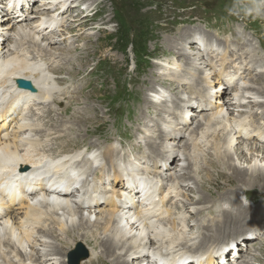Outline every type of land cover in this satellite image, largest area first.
I'll return each instance as SVG.
<instances>
[{
    "label": "bare ground",
    "instance_id": "1",
    "mask_svg": "<svg viewBox=\"0 0 264 264\" xmlns=\"http://www.w3.org/2000/svg\"><path fill=\"white\" fill-rule=\"evenodd\" d=\"M82 1L23 0L20 2L19 10L15 8L14 11V8L9 6L7 0H0V101L6 99L4 108L0 112V264H53L51 262L52 258H49L50 255H53L51 251L55 255L63 254L64 252L53 246V241H51L53 244H49L50 240L47 241L48 236H54L53 238L55 239L60 237L61 244H65L66 240L72 238L70 245H73L75 240L79 242L84 240L83 243L85 242L89 247H91L90 245L98 246L99 252L97 251V254H94L87 247L89 258L82 261L81 264H97L99 263V256L112 257L113 261L107 259V264H156L155 258L158 255L166 256L169 264H222L221 259L218 257V251L215 249L219 245H213L214 243H211V241H218L219 244L225 243V241L221 240L236 234H238L237 237L235 236L233 239L239 243V246L237 243L235 247L238 252L232 254L229 247V252H227L225 257L226 264H239L241 261L244 264H252L250 259L244 262L246 258L243 260L242 255L244 252L249 251L251 244L253 245L254 242L250 240L249 244H244L245 247L247 246L244 249L240 247L238 236L242 235L241 231L248 228L245 233L255 234V240H259V237L262 238L264 236L262 232L264 228H260V225L264 218L260 215V210L262 209L259 210L256 207L251 211L248 206H243L241 200H237V192L239 191L236 188L231 192H226V198L229 201L228 206L226 204H213L214 209H211L212 206L207 208L212 211L215 217L210 219L212 221L209 220L207 224L197 223L198 228L202 229V234L199 238L200 242H196L193 232L186 231L192 221V217L188 219V215H185L188 213V209L184 212L181 211L180 215H176L171 210L172 205L177 206L180 210H186L182 201H179V203L175 202L180 197L186 199L187 196L184 194H186L188 189L190 190V188L187 189L188 182H186V179L189 178L187 176L190 173L188 169L192 162L187 152L184 154L180 152L181 149L187 151L191 145L189 141L193 142L197 139V137L193 138L194 136L191 135L195 128H191L193 130L190 129V131L189 128L192 126L200 128L204 124L201 119L208 123L219 115H233V109L230 108L241 109L238 107H243L245 105L244 100L250 98V94L246 96L245 93H249L250 90L255 88L246 85V89L242 90L244 94L237 97V85L234 81L239 68L232 74L224 75V72H220L222 82L219 81L215 85H212V80L208 79L211 76V72H208L205 68L206 66H202L201 63L195 64L198 66L199 72L189 73V70L188 72L185 70L187 77L184 79L188 83L191 82L196 74L203 76L202 81L208 79L211 82L208 81V83L206 81L211 86V88L209 87L211 91L207 96L208 102L200 103L190 98L186 99L184 96L175 98L178 103H186H183V107L185 105L182 110L183 114L181 117L179 116V120L173 126L171 133L167 125L163 129L162 127L159 129L157 137H161L163 140L168 137L165 140L167 141L164 143L165 145L162 143L166 149L162 151V154L155 153V144L149 143L150 149H152L149 153V158L153 161L152 165L148 164L151 166V170L145 169L147 166L145 168L140 166L138 159L133 157H128L127 161L123 162L127 152L122 156H118L119 151L112 144L111 146L109 145L110 147H106L102 158H100V153L97 154L95 151L86 153L82 150L68 152L69 141H67L64 134H61L56 128H53V131L48 133L49 129L44 130L40 127V119H46V123L52 122L50 118L52 109L51 107H46L48 106L47 103L55 102L60 105L65 100V97L55 98L53 96V92L57 91L54 84L57 81L61 82L60 78H57L58 80L56 81L53 73L59 71L60 68L51 64L46 65V61L43 62L42 59L50 60L53 55L55 56L54 53L57 51H53L54 53L52 54L50 52L52 49L48 50V47L50 48L54 44L52 42L54 36H60L65 41L64 34H72L66 30L70 27L65 26L67 22L70 24V22L77 21L82 25L84 20L79 18V13L82 14V18L88 17L86 13L91 12V5L85 6ZM79 2L82 4L79 5ZM32 10L33 12H31ZM72 13L75 14L71 18ZM93 16L94 14L90 15V17ZM57 31L61 33L56 35L55 32ZM191 31L195 35L192 36L189 30L185 31L184 33L187 32L186 35L189 36L184 39H182L183 34L173 35L172 38L169 37L167 39L162 38L165 39L168 49L171 48L170 50L174 51L177 48V51H175L177 57L183 59V61L184 59H189L194 64L196 57L190 55L192 50L197 55L201 53L200 59L203 60L202 52L211 50L212 47L204 45L201 39L202 35L200 36L196 30L191 29ZM185 39L188 40L184 43L187 44L186 48L194 46L189 52L186 51L184 45H181L184 48H179V42ZM38 40L41 41L39 42ZM12 42H14V45L11 44ZM25 43H31L35 46L34 49H31L34 52L33 55L26 49ZM175 45L178 47H175ZM76 46L74 45L69 50L73 51ZM65 50H61V52L70 53L69 50ZM192 54L195 55V53ZM162 63L160 62L158 65L163 67L161 68L163 71H166L163 73L164 78L166 77L165 81L182 85L184 81L180 84L174 80L182 72L178 73L180 66L177 61L166 62L167 64H164L165 62ZM202 63L204 64V60ZM71 72L74 71L71 70ZM214 72L213 75L215 74ZM149 73V81H152V78H155L157 73L154 70ZM19 78L30 81L31 90L17 89L15 81ZM149 81L148 85L150 84ZM171 82H165V86L160 88L157 86L159 89L154 90L155 94L153 93L154 96H151L152 98H145V104L148 106L161 105L171 101L172 99L168 101L169 95L164 94L166 89H173ZM231 89L236 91V93H234V97L229 98L231 92L229 90ZM261 89H257V91L263 94ZM200 95L199 93L198 96ZM212 98L218 99L219 104L213 107L210 101ZM178 103L177 106L179 105ZM40 106L46 109L43 114H38L35 111ZM212 109H214L213 112H211ZM206 111L211 112L210 115H208L209 113L207 114L209 117L200 116V113H205ZM34 116H36L35 122L31 119ZM160 116L162 115L160 114ZM197 117L201 119L198 118L197 120ZM195 120L197 121V126L193 124V122H196ZM158 122L160 121L158 120ZM231 123L233 126L230 129L233 128V131H231V134L230 131L229 133L227 132V137L231 135L227 141L228 146H225L226 149L221 150L222 152L219 151L222 156L220 155L219 157L218 155L215 159H211L210 165L228 170H226L227 172H217L218 178L225 179V183L256 184L264 190V146H255L256 144L248 142L244 143L247 144V149L242 150L241 148V141L252 140L254 143H264V128L257 127L253 130H248L246 119L233 117ZM178 125L180 127H177ZM210 129L211 126L208 125L199 134L205 135L208 131H212ZM215 130L213 131L215 132ZM43 131H45V135H39ZM182 136L184 140L181 139ZM46 137L50 138L44 139ZM238 138L241 141H238L237 145L235 144L236 148L234 151H230L229 148ZM111 142L113 143V141ZM56 144L58 146L60 144L61 149L56 150L58 148H54ZM95 145L97 143H94V147ZM249 146L250 148H248ZM234 155L236 158L233 162ZM159 156L164 157V163L157 159ZM80 158L81 160L77 161L75 166L70 165V163ZM179 159L184 162L179 168L180 170L177 169ZM168 161L169 165L167 164ZM185 161L188 163L187 166H185ZM93 165L95 166L93 167ZM176 169L179 171L178 174H176ZM97 172L100 173L99 176H97ZM20 177H23V179L18 180ZM136 178L143 180L142 184L145 196H147L143 199L138 191L133 190V184L137 182ZM124 180L130 184V189H128V184ZM4 181L8 183L9 181H16L21 185V191L7 188L6 183H3ZM75 181L80 183L79 188L81 190L73 187ZM213 184L218 188L223 187L222 184H218L217 178L213 180ZM59 185L61 186L58 187ZM62 186L64 188H61ZM149 192H152V194H149ZM122 193H127L130 198L125 201H118L119 196H123ZM242 195L246 200L250 199L247 191H244ZM221 199L223 198L218 199V201H221ZM173 200L175 201L173 202ZM207 202H209L207 198L199 197L196 204L204 205ZM198 212L200 210H197ZM99 224L106 231L103 235L97 234L94 229V226L98 228ZM51 225L52 228L54 227L53 229H50ZM82 229L85 231L82 234L84 238L79 234L71 237V234L74 235L72 232L77 234V230L82 231ZM79 233L81 234V232ZM54 234L58 235L55 236ZM62 238H65V240ZM242 239H245V236ZM86 244L85 246H87ZM38 246L43 247V249ZM91 248L93 249V247Z\"/></svg>",
    "mask_w": 264,
    "mask_h": 264
},
{
    "label": "rangeland",
    "instance_id": "2",
    "mask_svg": "<svg viewBox=\"0 0 264 264\" xmlns=\"http://www.w3.org/2000/svg\"><path fill=\"white\" fill-rule=\"evenodd\" d=\"M82 2L85 6L91 5V12L86 13L88 17L82 18V14L79 13V18L84 20L82 25L77 21L70 22V24L67 22L65 26L70 27L66 30L72 34H64L63 37L66 39L65 41H63L60 36H54L52 42L59 46H54L53 44L50 48L48 47V50L50 51V49H52L50 51L52 54L57 51L54 53L55 56L53 55L50 60L42 59L43 62L46 61V65L51 64L60 68L59 71L53 73L56 81L58 80L57 78L61 79V82L57 81L59 83L56 82L54 84L57 91L53 92V96L55 98L61 96L65 97V100H63L60 105L55 102L47 103L48 106L46 107H51L52 109L50 115L52 122L46 123V119H40V127L44 130L49 129L48 133L53 131V128H56L61 134H64L67 141H69L68 152L82 150L86 153L95 151L97 154L100 153V158H102L106 147L112 144L116 146L115 149L119 151L118 156H122L127 152L124 162L127 161L128 157H133L138 159L141 164L140 166L143 168L147 166L145 169L151 170L152 168L148 164L152 165L153 161L149 158V153L152 151L149 143L155 144V153L162 154V151L166 150L163 144L167 142L165 140L168 137H165V140L161 137H157L159 129H161V127L163 129V127L167 125L171 133L173 126L179 120V116L181 117L183 114L182 110L185 107V105L183 107V103H186H178L175 98L184 96L186 99L190 98L193 101L207 103V96L211 91V86L207 84L206 81L212 80V83L209 82L215 85L219 81L222 82L220 79V72H224V75L232 74L239 68L234 81L237 85V97L244 94L242 90H245L247 86L255 88L250 90L251 92L245 93L246 96L250 94V98L244 100L245 105L243 107H238L241 108L238 109L241 111L233 107L230 108L233 109V115L226 114L225 116L228 119L223 115V117L219 115L207 123L204 119L202 120L200 117H197L196 119H201V122L204 121V124L201 125L200 128L193 126L189 128V131L191 128H195L191 135L194 136L193 138L197 137V139L193 142L189 141L191 145L187 151L181 149L180 152H183V154L187 152L192 162V167L190 166L188 169L190 173L187 176H189V178L186 179V182H188L187 189L190 188V190L188 189L186 194H184L187 196L186 199L184 197H180L177 200L175 199V203L182 201V204L185 205L184 209L186 207V210H180L177 206L173 205L171 206V210L176 215H180L181 211L184 212L188 209V213L185 215H188V219L192 217V221L190 225H188L186 231L193 232V237H195L197 242H200L199 238L202 234V229L198 228L197 223L207 224L210 219L215 217L212 211L207 208H210L213 204H229L226 198V192H231L235 190V188L239 191L237 192V200H241L243 206H248L251 211L256 207L259 210L262 209L260 210V215L264 218V190H262L259 185H243L237 182L225 183V179L218 178L217 172H227L228 170L226 168L220 169V167H212L210 165L212 162L211 159H215L218 155L219 157L220 155L222 156L219 151L222 152L226 149L225 146H228L227 141L231 135H229V137L227 136L229 131L230 134L231 131H233V128L230 129V127L233 126L231 123L232 117L236 119H246L248 122V130H253L257 127L264 128V97H262L264 96V0H84ZM81 4L82 3L79 2V5ZM82 8L84 7L82 6ZM31 12H33V10ZM74 14L75 13H72L70 17L72 18ZM92 14H94V16L90 17ZM191 29L196 30L200 36L202 35L201 39L206 47H212L211 50H204L202 52L204 64L202 63L203 60L200 59L201 53L197 55L194 50H192L190 54L192 57H196L194 64L189 59H184L183 61V59L175 55L177 48H175L174 51L170 50L171 48L168 49L164 41L165 39H163L172 38L173 35L177 36L179 34H183L184 36H182V39H184L189 36L186 35L187 32L184 33L188 30L191 32L192 36H194L195 33L192 32ZM55 33L58 35L61 32L57 31ZM113 36L119 39L118 43L111 39ZM38 41L40 42L41 40ZM187 41L186 39L180 41V46L179 44L178 46L179 48H184L185 46L186 51L189 52L194 46L186 48L187 44L184 43ZM13 43L14 42L11 44L14 45ZM30 44L31 43H25L24 46L29 53L33 55L34 52L31 49H34L35 46ZM74 45L77 46L73 51H70L69 49H72ZM178 46L175 45V47ZM61 50H69L70 53H62ZM141 53L147 54V56H140ZM192 53H195V55ZM57 54L59 55L57 56ZM63 58L65 59L63 60ZM69 60H71L70 63H68ZM173 60L177 61V64L180 66L178 73L182 71L180 75H178V78L176 77L174 80L180 84L184 81L182 85H176L171 81H165L166 77L164 78L163 73L166 71H163V69H161L163 67L158 65L160 62H165L164 64H167L166 62ZM196 63H201L202 66H206L205 68L208 72H211V76H209V80L206 79L202 81L201 79H203V76L196 74L191 82L188 83V81L184 79L187 77L185 70H187V72L189 70V73L199 72L200 70L197 68L198 66L195 65ZM189 67L191 70L188 69ZM71 70L74 72H71ZM152 70L157 73V78L155 76V78H152V81H149L150 76L148 74H150L149 72ZM213 71H215L214 75ZM170 79H172V77H170ZM199 79L206 84H203ZM148 81L152 86L150 84L148 85ZM165 82H171L173 86V89H166L164 93L169 95L168 101L172 100L166 104L150 105L151 107L145 104V98H152L151 96L155 94L154 90H158L161 86H165ZM257 89L263 90V94L258 93ZM218 90L221 91L220 89ZM236 91H232L231 89L229 90L230 95H226L232 98ZM199 93L201 94L200 96H198ZM50 101H52V99H50ZM210 101L213 107L219 104L218 99L212 98ZM177 103L179 104L178 106ZM44 110L46 109L40 106V108L35 111H37L38 114H43ZM213 111L214 109L211 110V112ZM206 112L200 113V116L202 115L205 118L209 117L208 115H210L211 112ZM160 114L162 116H160ZM34 117H31V119L35 122L36 116ZM164 118L168 122L163 120ZM158 120L160 122H158ZM218 122L221 123L219 124ZM193 124L197 126V121L193 122ZM226 124L229 126L225 128L224 126H227ZM208 125L211 126L210 130L212 131H208L205 135L199 134L201 131L205 130ZM177 127H180V125ZM213 130H215V132ZM44 133L45 131L39 133V135H45ZM49 138L50 137H46L44 139ZM181 139L184 140V137L182 136ZM111 141H113V143ZM238 141H241V139L238 138L236 142H233L231 145L232 149L228 147L230 151L235 150V144L237 145ZM250 141H241L242 150L245 149L247 145L244 143L248 142L254 145L256 144L255 146H264V143H254L252 140ZM94 143H97L95 147ZM54 148H57L56 150L61 149L60 144L59 146L58 144H56V146L54 145ZM248 148H250V146ZM235 158L234 155L233 162ZM157 159L161 161V163H164V157L159 156ZM169 161L172 162L173 160ZM169 161L167 163L168 165ZM185 163V166H187L188 163L186 161ZM177 164L179 165L177 169L180 170L179 168L184 162L179 159ZM177 169L176 174L179 173ZM99 174L100 173L97 172V176H99ZM215 178L218 179V184L223 185L222 188H218L213 184ZM244 191L248 192L251 200L245 199L242 195ZM199 197H205L209 202L204 205L196 204ZM220 198L223 199L218 201ZM175 200H173V202ZM214 201L216 202L213 203ZM211 209H214V207L212 206ZM197 210H200V212L197 213ZM53 228L51 225L50 229ZM260 228H264V220ZM94 229L99 235L106 233L101 224H99L98 228L94 226ZM247 229L248 228L241 231L242 235L238 236L240 247L244 249L247 248L244 244H249L248 242L250 240L254 243L253 245L251 244L249 251L243 253V260L246 258L244 262L250 259L252 264H264V236L262 238L259 237V240H255V234L250 235L248 232L245 233ZM79 232H81V234ZM84 232L83 229L82 231L77 230V234H75L76 232H72L74 235L71 234V237L78 234L81 236ZM262 232L264 233V229ZM54 235L56 236L58 234ZM237 235L238 234L235 236L237 237ZM235 236H228L221 241L228 242L234 240L233 238ZM244 236L245 239H242ZM53 237L54 236L46 237L47 241L50 240L49 244L53 241V246L58 247L64 252L63 254L55 255L53 251H51L53 255H50L49 258H52L51 262L53 264H61L62 262V264H71V257L76 252L78 255H81L86 251L88 254L86 259H88V248L91 249L94 254L99 252L98 246L95 247V245H90L93 247L92 249L84 242L87 245L85 246L83 243L84 240L81 242L75 240L73 245H70L72 238L66 240L65 244H61L60 237L57 239ZM62 239L65 240V238ZM211 243H214L213 245H220L218 241H211ZM38 247L43 249V247ZM237 252L238 251H236V253ZM98 258L99 263L97 264H107L108 260L113 261L111 259L112 257L99 256ZM82 261H80L79 264H81ZM226 263L227 262H224V264ZM242 263L241 261L239 264Z\"/></svg>",
    "mask_w": 264,
    "mask_h": 264
},
{
    "label": "water",
    "instance_id": "3",
    "mask_svg": "<svg viewBox=\"0 0 264 264\" xmlns=\"http://www.w3.org/2000/svg\"><path fill=\"white\" fill-rule=\"evenodd\" d=\"M19 87L26 88L31 90V84L29 81L18 79L17 80ZM88 257V254L86 251H84L81 255H78V253H74V255L71 257V264H79L81 260H84Z\"/></svg>",
    "mask_w": 264,
    "mask_h": 264
},
{
    "label": "trees",
    "instance_id": "4",
    "mask_svg": "<svg viewBox=\"0 0 264 264\" xmlns=\"http://www.w3.org/2000/svg\"><path fill=\"white\" fill-rule=\"evenodd\" d=\"M111 39L112 40H115L116 41V43H118L119 42V39L116 37V36H113V37H111ZM147 56V54H143V53H141V55L140 56ZM136 65H137V63H136Z\"/></svg>",
    "mask_w": 264,
    "mask_h": 264
}]
</instances>
